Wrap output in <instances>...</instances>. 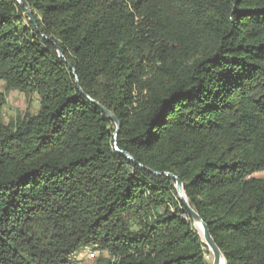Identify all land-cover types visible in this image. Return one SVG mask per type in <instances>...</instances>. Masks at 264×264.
I'll list each match as a JSON object with an SVG mask.
<instances>
[{
	"label": "trees",
	"instance_id": "16d2710c",
	"mask_svg": "<svg viewBox=\"0 0 264 264\" xmlns=\"http://www.w3.org/2000/svg\"><path fill=\"white\" fill-rule=\"evenodd\" d=\"M24 1L35 26L0 0V82L39 109L7 122L0 94V264H211L154 172L226 264H264V0Z\"/></svg>",
	"mask_w": 264,
	"mask_h": 264
},
{
	"label": "water",
	"instance_id": "95a60500",
	"mask_svg": "<svg viewBox=\"0 0 264 264\" xmlns=\"http://www.w3.org/2000/svg\"><path fill=\"white\" fill-rule=\"evenodd\" d=\"M15 1H17V3L23 7L27 16L29 17V22L35 26V21L32 17V12H31L29 5L24 0H15ZM57 54H58V57L60 59H64L63 53L59 48L57 49ZM70 70L72 71L73 76L76 77V73H75L74 69L72 67H70ZM76 85H78L77 80H76ZM78 91L80 92V94L83 95L80 88H78ZM85 98L88 101H90L92 104L96 105L99 108V110L103 113V115L113 123V125L115 127V132H114L113 138H114L115 144H116L117 134H118L120 127H121V123L119 122V120L115 117V115H113V113H111L110 111H108L105 108H103L102 106H100L98 103H96L95 101L90 99L88 96H85ZM117 152L119 154H121L122 156H124L128 161L133 162V159L130 155H128L124 152H121L119 150H117ZM154 175L164 176V177H168V178H171L174 180V188H175L176 194L178 196V199L180 200L185 211L188 213L191 220L193 221V225L195 223H199L201 225L202 235H200L199 233H198V235L201 237L202 242L207 246L209 252L212 255V263L211 264H221V263L226 264L222 253L220 252L219 248L217 247V245L215 244L214 240L212 239V237L210 235L208 227L202 221V219L199 217V215L194 211V209H192L190 207V205L186 199L185 193H184L183 185H182L181 181L178 179V177L175 176L174 174L158 173V172H154Z\"/></svg>",
	"mask_w": 264,
	"mask_h": 264
},
{
	"label": "rangeland",
	"instance_id": "374dc122",
	"mask_svg": "<svg viewBox=\"0 0 264 264\" xmlns=\"http://www.w3.org/2000/svg\"><path fill=\"white\" fill-rule=\"evenodd\" d=\"M0 94L5 98V106L2 108V117L7 122H14L17 119L23 117L25 114L34 115L39 109V99L36 96L26 97L16 91L6 92L4 84L0 82ZM258 178H264V172H260L254 175ZM86 250L81 251L76 256L77 264H104V260L109 259L105 253L96 249V255L94 259H89ZM211 262V259L210 261Z\"/></svg>",
	"mask_w": 264,
	"mask_h": 264
},
{
	"label": "built area",
	"instance_id": "2783aa9c",
	"mask_svg": "<svg viewBox=\"0 0 264 264\" xmlns=\"http://www.w3.org/2000/svg\"><path fill=\"white\" fill-rule=\"evenodd\" d=\"M87 253H89L87 256L89 259H94L96 255V250L95 249H86ZM206 260L210 261V256L205 257ZM76 260V257H75Z\"/></svg>",
	"mask_w": 264,
	"mask_h": 264
},
{
	"label": "bare ground",
	"instance_id": "6f19581e",
	"mask_svg": "<svg viewBox=\"0 0 264 264\" xmlns=\"http://www.w3.org/2000/svg\"><path fill=\"white\" fill-rule=\"evenodd\" d=\"M194 227L196 228L197 232L202 235V228H201V225L199 223H195L194 224ZM201 238V237H200ZM221 264H224V263H221Z\"/></svg>",
	"mask_w": 264,
	"mask_h": 264
}]
</instances>
